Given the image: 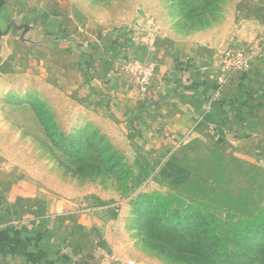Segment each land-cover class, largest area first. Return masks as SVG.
Masks as SVG:
<instances>
[{
    "label": "rangeland",
    "instance_id": "rangeland-1",
    "mask_svg": "<svg viewBox=\"0 0 264 264\" xmlns=\"http://www.w3.org/2000/svg\"><path fill=\"white\" fill-rule=\"evenodd\" d=\"M240 2L5 1L4 10L22 5L27 15L17 20L5 10L0 24L9 18L7 22L15 19L31 29L27 44L15 28L7 35L15 39L16 32L23 43V71L0 75V162L31 179L41 194L64 201L70 211L95 217L101 242L95 252L104 262L213 264L193 255L190 232L159 228L148 194L168 195L176 210L177 199L209 205L226 219L264 206L263 163L220 150L200 137H188L174 150L160 153L148 151L132 137L131 127L140 125L143 114L133 109L134 103L143 102L146 94H140L135 78L118 70L135 62H151L156 68L154 48L167 38L220 44L234 30H245L238 23ZM251 28L262 36L263 30ZM81 44L90 58L87 73L80 76L68 73L63 63L72 56L79 64ZM49 49L61 58L53 61ZM156 74L149 90L157 85ZM235 248L231 264H264V247L243 252ZM253 250L256 256L251 257Z\"/></svg>",
    "mask_w": 264,
    "mask_h": 264
},
{
    "label": "crops",
    "instance_id": "crops-1",
    "mask_svg": "<svg viewBox=\"0 0 264 264\" xmlns=\"http://www.w3.org/2000/svg\"><path fill=\"white\" fill-rule=\"evenodd\" d=\"M23 10L22 5L9 6L6 12L9 18L25 20ZM237 10L245 30H234L220 44L167 38L154 48L157 85L140 99L143 102L134 103L133 109L143 114L140 125L131 127L132 137L148 151L167 152L188 137H200L220 150L264 164V0H241ZM9 18L0 24L2 29ZM250 26L263 30L262 36ZM14 34L16 40L0 38V75L23 71V43ZM247 43L257 45L249 70H224L223 52ZM88 51L80 45L79 64L67 54L70 59L63 66L68 73H87ZM47 52L53 61L61 58L54 50ZM220 84L221 94L212 100ZM98 224L87 212L70 211L64 201L41 194L31 179L0 162V264H109L95 252L101 243Z\"/></svg>",
    "mask_w": 264,
    "mask_h": 264
},
{
    "label": "trees",
    "instance_id": "trees-1",
    "mask_svg": "<svg viewBox=\"0 0 264 264\" xmlns=\"http://www.w3.org/2000/svg\"><path fill=\"white\" fill-rule=\"evenodd\" d=\"M165 156V155H164ZM157 211L159 228L165 232L191 235L195 256L205 257L210 263L231 264L233 249L264 247V206L242 217L223 218L211 211L210 206H195L177 199V208L168 195L152 193L146 196ZM176 216L172 223L169 219ZM252 242V243H251ZM231 246V248H230ZM168 250V249H167ZM169 251V250H168ZM241 252V251H240ZM250 256V255H249ZM256 256V251L251 257Z\"/></svg>",
    "mask_w": 264,
    "mask_h": 264
},
{
    "label": "built area",
    "instance_id": "built-area-1",
    "mask_svg": "<svg viewBox=\"0 0 264 264\" xmlns=\"http://www.w3.org/2000/svg\"><path fill=\"white\" fill-rule=\"evenodd\" d=\"M256 49L241 48H228L222 54L221 66L230 74L237 72H245L251 67V62L256 54ZM120 72H126L136 80L138 90L141 95L148 93L151 87L152 78L155 76V66L153 63L135 62L134 64L122 65L118 68ZM222 84L219 85L212 100L217 99L222 91ZM122 264H134L133 261H127Z\"/></svg>",
    "mask_w": 264,
    "mask_h": 264
},
{
    "label": "water",
    "instance_id": "water-1",
    "mask_svg": "<svg viewBox=\"0 0 264 264\" xmlns=\"http://www.w3.org/2000/svg\"><path fill=\"white\" fill-rule=\"evenodd\" d=\"M5 1L6 0H0V13H1L2 7L5 4ZM13 28H15V30H17V31H21L20 39L23 43L27 44L28 42H26V35L29 32V30L31 29V27L26 23H17V21L15 19H11L8 22L4 31L0 30V37L7 36V35L11 34Z\"/></svg>",
    "mask_w": 264,
    "mask_h": 264
}]
</instances>
